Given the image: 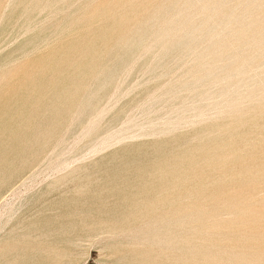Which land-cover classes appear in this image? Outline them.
I'll return each instance as SVG.
<instances>
[{
	"label": "rangeland",
	"instance_id": "rangeland-1",
	"mask_svg": "<svg viewBox=\"0 0 264 264\" xmlns=\"http://www.w3.org/2000/svg\"><path fill=\"white\" fill-rule=\"evenodd\" d=\"M0 264H264V0H0Z\"/></svg>",
	"mask_w": 264,
	"mask_h": 264
},
{
	"label": "bare ground",
	"instance_id": "bare-ground-1",
	"mask_svg": "<svg viewBox=\"0 0 264 264\" xmlns=\"http://www.w3.org/2000/svg\"><path fill=\"white\" fill-rule=\"evenodd\" d=\"M203 8V7H202ZM172 38V37H171ZM32 186V185H31ZM23 194V193H22ZM21 197V195L17 194L16 196L14 195L10 201L6 202L3 204V215L10 213L12 210H14L15 207V202ZM7 201V200H6ZM13 203V204H12ZM12 204V205H11ZM192 213V212H191Z\"/></svg>",
	"mask_w": 264,
	"mask_h": 264
}]
</instances>
